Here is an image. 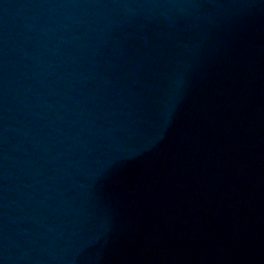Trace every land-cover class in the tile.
Segmentation results:
<instances>
[{"label": "water", "instance_id": "obj_1", "mask_svg": "<svg viewBox=\"0 0 264 264\" xmlns=\"http://www.w3.org/2000/svg\"><path fill=\"white\" fill-rule=\"evenodd\" d=\"M0 264H264V0H0Z\"/></svg>", "mask_w": 264, "mask_h": 264}]
</instances>
